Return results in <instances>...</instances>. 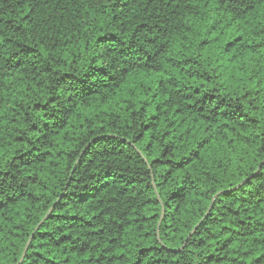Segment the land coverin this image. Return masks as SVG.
<instances>
[{
	"label": "trees",
	"instance_id": "16d2710c",
	"mask_svg": "<svg viewBox=\"0 0 264 264\" xmlns=\"http://www.w3.org/2000/svg\"><path fill=\"white\" fill-rule=\"evenodd\" d=\"M0 264H264V0H0Z\"/></svg>",
	"mask_w": 264,
	"mask_h": 264
}]
</instances>
